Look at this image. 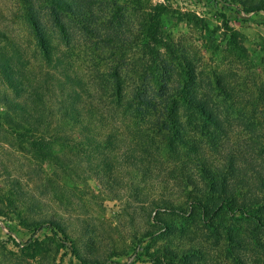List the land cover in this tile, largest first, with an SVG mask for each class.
<instances>
[{"label": "rangeland", "instance_id": "obj_1", "mask_svg": "<svg viewBox=\"0 0 264 264\" xmlns=\"http://www.w3.org/2000/svg\"><path fill=\"white\" fill-rule=\"evenodd\" d=\"M0 264H264V0H0Z\"/></svg>", "mask_w": 264, "mask_h": 264}, {"label": "trees", "instance_id": "obj_2", "mask_svg": "<svg viewBox=\"0 0 264 264\" xmlns=\"http://www.w3.org/2000/svg\"><path fill=\"white\" fill-rule=\"evenodd\" d=\"M53 14H54V16L56 17L57 14H56L55 11L53 12ZM37 18H38L39 20H41V16H39V15H37V13H35L34 16H33L32 18H30L28 21H29L31 27H33V29H34L35 36L39 38V36L37 35V32H38V33L41 32V31H40V28L43 29V26H42V24L39 25V24L37 23ZM117 92H118V98L121 99V98H122V93H123V91H121V90L119 89V86H118V88H117ZM195 103H197L199 111H200L201 113H203V112H204V108H202V106H200V102H195ZM67 113H68L69 116L72 117V118L80 119L77 111H74V110H73V111H70V110H68ZM170 120H172V118H170ZM170 147H171V150L173 151V146H170ZM176 151H177V150H176ZM224 206L228 208L227 205H224ZM205 213H206V212H205ZM43 227H44V226H39V227L37 228V230H41V229H43Z\"/></svg>", "mask_w": 264, "mask_h": 264}]
</instances>
